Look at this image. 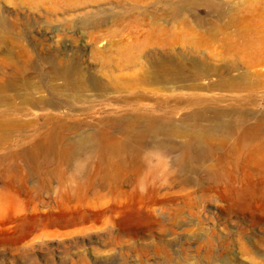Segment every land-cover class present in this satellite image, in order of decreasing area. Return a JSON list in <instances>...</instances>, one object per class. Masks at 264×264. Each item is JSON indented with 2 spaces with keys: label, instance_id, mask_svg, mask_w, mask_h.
<instances>
[{
  "label": "rangeland",
  "instance_id": "374dc122",
  "mask_svg": "<svg viewBox=\"0 0 264 264\" xmlns=\"http://www.w3.org/2000/svg\"><path fill=\"white\" fill-rule=\"evenodd\" d=\"M174 1L0 0V35L22 40L35 65L30 60L21 73L6 70L5 75L31 79L34 86L25 95L58 104L32 103L13 92L0 103V113L9 111L27 123L11 132L8 144H0V264H264V147L254 149L259 143L264 146V133L261 140L249 143L230 138L225 161L204 165L216 169L212 183L206 175L184 174L177 153L152 148L140 152L141 171L130 172L132 179L122 186L105 178L110 173L103 163L85 169L96 172L102 184L92 187L84 199L73 189L79 179H74L72 166L55 167L58 162L50 165L43 157L41 162L50 169H39L38 175L30 168L20 169L24 163L20 158L19 168L9 167L13 161L6 157L15 154L11 150L31 145L40 128L43 141L49 129L54 130V124L50 128L46 124L48 115L80 124V130L69 136L74 139L129 110L184 118L192 105L183 103L182 96L195 93L215 100L224 96V101H209L210 106L264 112V82L259 76L252 91L197 92L144 82L145 72L159 54H177L191 47L198 57L221 62L217 54L223 39L208 33L213 34L216 24L210 4L227 0H199L196 13L185 7L178 10ZM188 2L178 3L187 6ZM188 27L203 34L184 39ZM49 57L61 67L78 63L90 80L88 89L52 93L49 86L61 87L64 80L48 74ZM251 71L264 78V65ZM95 78L102 81V89L92 88ZM239 97L245 99H234ZM95 156L100 160L99 153ZM46 170L53 173L51 180ZM187 176L200 178L183 183Z\"/></svg>",
  "mask_w": 264,
  "mask_h": 264
},
{
  "label": "bare ground",
  "instance_id": "6f19581e",
  "mask_svg": "<svg viewBox=\"0 0 264 264\" xmlns=\"http://www.w3.org/2000/svg\"><path fill=\"white\" fill-rule=\"evenodd\" d=\"M188 1L187 6L179 4L181 0L174 1V6L179 7L178 10L185 7L196 13L200 1ZM261 3L260 0H227L223 4L211 3L210 8L216 18V24L213 34L212 30L208 33L213 39H223L222 50L217 54L221 56V62L215 64L208 61L209 59L198 57L192 53L194 48L191 47L177 54H159L158 58H153L145 72L144 82L180 86L197 92L217 89L230 92L254 90L256 76L261 77L264 82L261 73L254 74L251 71L254 67L264 65V5ZM198 25H202L200 20H198ZM188 28V32L184 35L188 33L189 35L184 36V39L188 40L190 35L203 34L199 29ZM21 44L22 40L18 37L0 35V47L4 54L0 61V103L9 100L10 93L13 92L14 96H22L32 103L42 101L51 106L58 105L52 99L43 97L33 99L25 95V90L30 92L34 86L31 79H22L18 75H5L6 70L21 73L28 68L30 60L31 66H35L30 59L31 52ZM17 47L20 48L17 49ZM47 61L51 63L48 74L64 80L61 87L53 84L49 86L52 93L57 94L63 88L68 92L88 89L90 80L85 77L78 63L74 62L61 67L53 62V57H49ZM243 67L245 71L241 70ZM203 80H208V82L204 83ZM92 84L93 89L100 90L103 87L102 81L98 78L93 79ZM182 98L183 103L187 102L192 105L191 112L184 118L133 114L132 110H129L120 116H110L109 119L103 121V126L90 132H80L81 134L78 133L74 139L69 136L80 130V127H77L80 124L72 125L58 118H54L56 119L54 121L53 116L48 115L44 119L46 124H49V128L51 124L55 125L54 130L51 131L48 128V135L43 141L39 138L43 133L40 128L31 145H19L17 150H11L10 152L15 154L13 157H6L13 161L9 162V167L15 165L19 168L17 160L20 158L24 162L20 169L30 168L38 175L39 169H50V166L47 167L41 162L40 159L43 157L50 160V165L58 162L59 164L57 163L55 167L61 164L67 169L72 166L74 179H79V183L73 189L81 199L88 197L90 189L96 184H102L97 182L96 172H85V169L92 166L97 169L99 164L103 163L105 171L110 173L105 178L113 180L114 186L118 187L121 183L132 179L128 175L130 172L135 174L141 171L140 152L152 148L157 151L161 150L164 154L177 153L175 159L184 174L206 175L212 183L217 179L216 169L214 167L204 168V165L209 162L216 166L225 161L226 154L230 150L228 142L230 138L237 139L239 143L261 140L260 136L264 133V112L255 113L238 106L220 108L208 105L209 101L214 103L224 101V96L220 100H215L201 93H195L186 98L182 96ZM234 99L241 102L245 98ZM253 117L254 121H250ZM38 120H41L40 117L32 119V121ZM25 125H27L26 122L23 123L18 118L12 117L9 111H2L0 113V144H8L11 132ZM262 147L264 146L259 143L254 149L260 150ZM124 152H131V154L126 156L122 154ZM97 153H99L100 160L96 159ZM101 159L102 162H100ZM195 163L200 165V168H195ZM47 170L45 171L46 178L51 180L53 173ZM199 178L190 179L187 176L182 181L187 183L199 180Z\"/></svg>",
  "mask_w": 264,
  "mask_h": 264
}]
</instances>
